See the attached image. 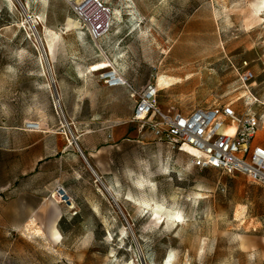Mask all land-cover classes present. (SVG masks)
Returning <instances> with one entry per match:
<instances>
[{"label": "rangeland", "instance_id": "obj_1", "mask_svg": "<svg viewBox=\"0 0 264 264\" xmlns=\"http://www.w3.org/2000/svg\"><path fill=\"white\" fill-rule=\"evenodd\" d=\"M44 1L41 17L39 6L0 0V187L25 169L27 157L13 151L47 131L65 133L80 156L88 146L91 180L76 187V215L56 190L37 226L0 229V264H264L263 187L195 168L187 153L141 131L127 88L110 100L75 81L63 95L58 78L98 82L90 67L107 61L136 89L161 81L162 110L232 105L264 122V106L250 108L239 79L246 62L247 87L264 100V0H103L114 15L100 42L73 0ZM69 21L80 25L68 30Z\"/></svg>", "mask_w": 264, "mask_h": 264}, {"label": "built area", "instance_id": "obj_2", "mask_svg": "<svg viewBox=\"0 0 264 264\" xmlns=\"http://www.w3.org/2000/svg\"><path fill=\"white\" fill-rule=\"evenodd\" d=\"M73 11L93 42H100L110 33L114 13L103 0L75 2ZM243 69L239 79L250 98V108L264 106V100L247 87L254 74L246 62ZM97 74L98 82L107 88H127L134 101L132 122L141 131L148 130L155 138L166 142L172 150L187 153L193 167L239 174L264 188V147L256 143L264 122L250 109L240 112L232 105H224L195 109L186 115L173 108L162 110L157 101L160 90L156 82L136 89L115 69L108 68ZM25 126L31 132L41 127L36 122H27ZM56 194L59 204L64 202L62 207L76 215L78 206L74 199L61 186L57 187Z\"/></svg>", "mask_w": 264, "mask_h": 264}, {"label": "crops", "instance_id": "obj_3", "mask_svg": "<svg viewBox=\"0 0 264 264\" xmlns=\"http://www.w3.org/2000/svg\"><path fill=\"white\" fill-rule=\"evenodd\" d=\"M20 1L28 12L32 7L39 6L38 14L44 16L46 12L44 0ZM68 75L70 73H62L58 77L63 95L76 82L83 84L89 91L103 93L105 96L108 94L110 100L113 90L119 89L107 88L85 73ZM106 106L107 103H104L105 109ZM86 120L92 125L96 123L91 116ZM50 123L47 126L54 127L57 125V120L54 118ZM68 139L65 133L47 131L19 150L21 152L13 151L27 157L26 166L23 171L14 174L7 185L0 187V229L19 232L33 222L37 226L41 222L40 217L44 209L52 207L54 201L56 202L57 198L54 195L58 186H61L72 198H79L76 187L85 186L91 180L86 154L89 160L92 158L86 144L82 143L81 157L73 150ZM256 143L264 147V139L259 136ZM35 237H40V234H36Z\"/></svg>", "mask_w": 264, "mask_h": 264}, {"label": "bare ground", "instance_id": "obj_4", "mask_svg": "<svg viewBox=\"0 0 264 264\" xmlns=\"http://www.w3.org/2000/svg\"><path fill=\"white\" fill-rule=\"evenodd\" d=\"M8 3H10L11 5H14L13 0H7ZM74 2H80L82 0H73ZM78 25H80L79 23L75 22V21H69L68 25H67V29L70 30L71 28H76L78 27ZM51 48V47H50ZM111 65L109 64V62H100L97 64H94L92 66V69H90L91 72L93 73H99V72H103L105 70H107L108 68H110ZM158 86L161 87V81L158 83ZM165 88H161L160 90H163ZM63 124V123H62ZM258 136L262 139H264V124L262 125V127L259 129L258 131ZM70 141V140H69ZM70 145H72V142L70 141ZM58 195L60 196V192H58ZM65 203H60L59 206H64ZM60 234L56 231V237L60 238ZM169 263V262H168Z\"/></svg>", "mask_w": 264, "mask_h": 264}]
</instances>
